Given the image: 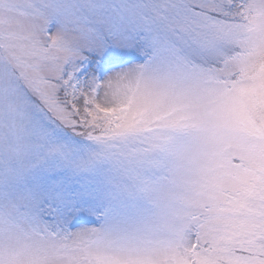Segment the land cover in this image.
I'll use <instances>...</instances> for the list:
<instances>
[{
  "label": "snow or ice",
  "instance_id": "1",
  "mask_svg": "<svg viewBox=\"0 0 264 264\" xmlns=\"http://www.w3.org/2000/svg\"><path fill=\"white\" fill-rule=\"evenodd\" d=\"M0 264H264V0H0Z\"/></svg>",
  "mask_w": 264,
  "mask_h": 264
}]
</instances>
